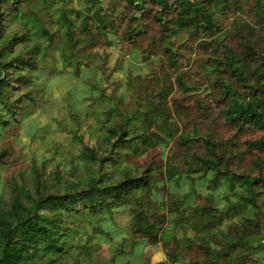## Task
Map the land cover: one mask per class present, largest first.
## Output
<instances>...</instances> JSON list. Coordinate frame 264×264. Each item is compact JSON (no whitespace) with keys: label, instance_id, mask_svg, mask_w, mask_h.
Here are the masks:
<instances>
[{"label":"trees","instance_id":"1","mask_svg":"<svg viewBox=\"0 0 264 264\" xmlns=\"http://www.w3.org/2000/svg\"><path fill=\"white\" fill-rule=\"evenodd\" d=\"M75 1L62 0L57 13H53L49 7L56 0H0V136L9 131L17 133L32 114L33 103L41 99L37 97L41 71L54 74L74 66L75 73L82 76L81 66H90L91 59L84 61L88 53H84L76 20H80L83 31L96 25L105 34L117 31L119 23L127 22L129 31L122 37L134 45L141 26L145 29L148 22L142 21L140 27L135 23L146 20L142 15L150 13L154 3L160 6L154 18L164 21L167 46L153 64L161 72L170 66V74L172 68L181 69L184 60L190 64L192 54H196L197 72L205 80L206 96L211 95L217 107L205 101L199 115L189 120L190 131L187 125L180 128V122L162 131L161 142L169 146L174 141V156H184L185 149L184 163L191 171L174 164L172 154L162 161L148 159L145 165L128 162L158 144L151 125L163 115L162 118L173 115L166 99L160 104L144 106L137 102L121 107L122 95H116L112 104L105 92H97L93 102L110 98L102 112L115 122L103 130L97 147L76 135L81 143L82 164L72 162L64 170L57 162L51 169L43 164L41 168L33 165L30 172H9L15 163L12 143L0 142V264H116L118 252L126 253L124 249L117 248L106 257L98 254L100 247L93 243L98 235L109 234L104 223L122 205L129 206L134 239L148 245L164 241L167 258L154 264L191 263L186 252L192 251L195 243L206 255L197 264L262 263L264 0H109L108 6L103 0H79V4ZM245 11L253 18L244 16ZM180 29L187 31L181 44L168 36V31L177 33ZM234 38L242 41V51L232 46L230 40ZM153 40L151 44L156 46ZM185 46L190 53L184 51ZM156 49L160 51L161 47ZM177 77L185 91L202 89V83L191 82L185 70ZM171 83V79L160 83V97L170 93ZM181 112L176 108L177 117H181ZM199 121L207 124L203 130ZM220 121L231 129L227 137L217 130ZM255 130L262 135L241 143L245 133ZM254 148L258 149L257 157L247 159ZM84 168H88V174ZM192 172L199 173V179L208 178L211 189L223 183L230 188L242 187L234 198L225 196L228 204L224 211L227 218L243 215V228L236 235L229 229L225 239L208 230L202 239L199 235L193 240L187 237L192 243L186 244L188 250L178 242L169 251V241L162 235L166 214L151 207L153 186L160 180L171 181L186 173L192 182L182 199L168 195L166 211L175 216V223L195 222V215L208 209L213 213L210 217H215L214 223L220 216L212 197L207 203L185 206L187 196L197 191ZM208 173H212L211 177ZM72 175L76 178L71 182ZM188 210L189 218L183 219ZM87 225L92 226V231H87ZM125 240L121 241L122 246Z\"/></svg>","mask_w":264,"mask_h":264},{"label":"rangeland","instance_id":"2","mask_svg":"<svg viewBox=\"0 0 264 264\" xmlns=\"http://www.w3.org/2000/svg\"><path fill=\"white\" fill-rule=\"evenodd\" d=\"M61 2L62 0H56L52 6L49 7L48 5V7L53 13H57L56 11L61 6ZM75 2L79 4V0ZM103 4L108 6L109 0H103ZM159 7L157 3L152 4L151 12L142 15L146 20L135 23L136 27H140L142 21L148 22L145 29L141 26V33L135 36L134 41L136 43L134 45L122 37L123 34L129 31L127 22L119 23L117 31L109 30L108 34H105L100 33L96 25H91L89 31H83L80 27V20L75 21L78 35L83 38L84 53H88V57L84 61L91 59V64L89 67L81 66L84 72L82 76L75 73L74 66V69L65 67L54 74H49L44 70L40 72L37 80L39 90L37 97L41 99L33 103L32 114L22 126L18 127L17 133L9 131V134L0 136V139H2L0 142L12 143V155L15 158V163H12L9 172L21 170L30 172L33 165L41 168L43 164L51 169L57 165V162H60L62 170L72 162L81 165V143L75 136L82 135L85 143L91 147H97L103 130L108 129L115 122V120L110 121L108 119L109 115L102 112V109L109 105L110 98L113 104L116 95L123 96V106L121 107H124V105L131 107L137 102L142 103L144 106L160 104L166 99L167 107L171 108V114H173L162 118L165 116L163 115L157 123L151 125V129L156 132L158 144L150 148L147 153L134 157L133 160H128V162L145 165L148 159L162 161L166 159L167 155L172 154L174 164L180 165L186 171H191V168L189 169L188 165L184 163L185 149L184 156H174V151L177 150L172 146L174 141L169 146H166L163 141L161 142L162 131L178 122L181 123L180 128L187 125V130L190 131L192 123H189V120L196 117L195 115H199L201 106L205 101L212 103L215 107L217 105L210 98L211 95L206 96L205 80L197 72L196 54H192L193 60L190 64H187V61L184 60L181 69L174 71L172 68L170 74H168L170 66H167L165 72H161L160 67L153 64L158 56L165 52L167 46V34L162 30L164 21H158L154 18ZM243 15L249 19L253 18V15L246 11L243 12ZM230 21V17L226 19V23L229 24ZM168 36L169 38L173 37L170 40L181 41V44L187 37V31L186 29H180L177 33L168 31ZM152 40L156 46L161 47L160 51L156 49L154 44H151ZM230 42L238 51L243 50V43L239 39L234 38ZM183 48L184 51L190 53L187 46ZM144 49L145 53H143ZM147 53L149 59H145ZM58 66L61 67V64L59 63ZM181 70L188 72V79L191 82H201L202 89L199 91L195 88L185 91V89L180 88L177 75ZM167 79L172 81L170 93L167 96L160 97L158 87L160 83L161 85L164 84ZM100 91L105 92L110 98L93 102L95 95ZM146 93L147 95H145ZM141 94H144V96H139ZM178 99L180 100L178 101ZM176 108L182 111L181 117L176 116ZM96 117L102 119L98 120ZM210 121L207 120L206 122L210 123ZM78 123L80 125H77ZM198 125L202 130L204 125L207 126L202 121H199ZM217 130L226 137L231 133V129L224 121L218 123ZM260 135H262V132L258 130L248 132L241 137L240 141L244 144L247 139L252 140ZM198 143L202 142L198 141ZM257 155L258 149L254 148L253 152L249 153L246 158L250 159L252 156L251 158L254 159ZM84 172L88 174V168H84ZM192 174L196 177L193 186L197 191L189 193L185 206L188 207V203L191 205L207 203L208 197H212L213 203L219 208L220 216L214 219L216 220L214 223L213 218L215 217H210L213 214L211 209L203 210L200 215H195V222H193L187 220L189 218L187 217L189 215L188 210L183 216V219L187 221L175 223V216L168 214L166 211V203L169 200L168 195L172 193L182 199L190 190L192 182L186 173L171 181L160 180L156 186H153L154 193L152 194L151 207L152 209L159 208L161 212L166 214L162 235L169 241V251H173L171 249H175L174 247L178 242L188 250L186 244L191 242L187 237L193 240L196 235H199V239H202L207 235L208 230L213 231L221 239H225V234L229 233V229L231 234L235 233L233 235H236L243 228V215L227 218L224 211L228 204L225 196L228 195L234 198L235 193L241 191L242 187L236 185L234 188H230L223 183L221 186L211 189L208 178L199 179V173L192 172ZM211 175L212 173H208V177H211ZM75 178L76 176H70V181H75ZM113 214V218L107 219L104 223V227L109 234H100L94 238L93 245L97 248L100 247L98 254L110 257L116 252L117 248L124 249L126 253L118 252L116 264H146L148 261L154 264L167 258L164 241H160L158 245H148L134 239L128 205L116 207ZM87 231H92L91 225H87ZM174 235L176 240L173 237ZM124 238L126 240L122 246L121 241ZM212 243L215 245L214 242ZM197 245V243L193 244L192 251L186 252L187 259L192 261L189 264H197L206 257L204 252L197 249ZM102 247L104 248L102 249ZM128 251H131V254ZM260 255L262 256V253ZM262 263L264 264V261ZM262 263L252 261V264Z\"/></svg>","mask_w":264,"mask_h":264}]
</instances>
